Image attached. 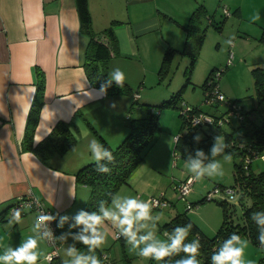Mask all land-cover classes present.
Wrapping results in <instances>:
<instances>
[{
  "label": "crops",
  "instance_id": "obj_1",
  "mask_svg": "<svg viewBox=\"0 0 264 264\" xmlns=\"http://www.w3.org/2000/svg\"><path fill=\"white\" fill-rule=\"evenodd\" d=\"M198 5L199 0H88L92 31L104 43L109 41L101 33L103 29L113 20L121 22L115 28L118 55L108 63L109 75L114 69H121L131 87L138 82L141 71L160 68L167 49L184 46L185 27ZM88 42V36L80 31L75 0H0V214L4 216L0 224V254L34 235L31 229L38 216L36 211H26L19 224L8 223L7 211L20 196L31 192L58 213V222L59 216L66 215L67 223H71L82 209L88 187L76 181L75 173L94 162L88 144L96 139L84 118L112 148L128 133L130 98L100 96L99 89L88 82L83 68ZM38 68L45 75V91L34 145L59 121L70 123L77 140L67 153L53 155L47 163L21 149ZM136 113L141 114V110ZM168 149H172L170 144ZM144 167V163L139 165L128 185L122 186L130 189L125 196L141 199L148 192L146 197L156 192L158 184L152 188L154 180L146 178L144 172L149 168ZM200 197H192L190 203ZM205 205L211 202L199 206ZM198 213L199 209L188 216L203 232L215 233L222 222V210L219 215L213 211L205 225L194 218ZM62 234L59 228V235ZM241 237L249 242L245 255L259 249L246 236ZM39 250L44 254L48 251L46 241L40 242ZM57 260L64 264L60 256Z\"/></svg>",
  "mask_w": 264,
  "mask_h": 264
},
{
  "label": "trees",
  "instance_id": "obj_2",
  "mask_svg": "<svg viewBox=\"0 0 264 264\" xmlns=\"http://www.w3.org/2000/svg\"><path fill=\"white\" fill-rule=\"evenodd\" d=\"M75 2L80 20V31L89 38L84 54L83 68L89 84L94 88L100 89L101 84L110 76L108 72V63L111 57L118 55L115 28L121 22L113 20L108 27L103 29L101 33H103L109 41L108 43H104L103 40L97 38V35L92 31V20L88 8V0H75ZM206 14L204 6L199 5L189 17L188 24L185 27L186 38L184 47L182 51L180 50L191 58L186 71V81L177 93L156 107L158 110L149 107L145 116L133 118L131 117V111L134 104H137V101L139 100V97L136 98L134 95L139 94V92H134L126 82L124 83L123 88L117 87L115 82H113L112 86L107 89L106 95H126L131 100L127 122L128 133L119 145L115 148L110 147L96 129L84 118L90 132L101 144L104 145V147L112 151L115 157L114 162L108 165L111 168L109 174L97 172L95 162L84 165L75 173L76 181L90 188V195L85 211H96L101 200H106L110 204L111 195L116 194L120 187L128 185V179L139 165L143 163L146 153L155 144V134L160 127L159 110L178 108L180 111L182 125L180 132L175 136L179 137V140H174V148H179L181 150V156L185 159H187L189 155L193 158L195 157L196 153H194V151L198 144L193 138L196 136L195 131L202 129L203 127H207L205 129L209 130L208 137L203 138L202 143L200 144L203 147H206V145L211 143V140L214 139L213 136L222 131V126H219L217 123H210L208 125L192 128L189 125V117H186L183 113L185 106L188 105L183 103L182 107H180L178 103L181 100L184 89L191 83V74L203 42V34L199 33V25ZM215 28L220 29V27ZM174 51L178 50L169 48L165 51L159 69V75L164 74L166 71L171 60V55ZM215 70L216 69L210 71L202 85L205 93L204 102H207L208 96L212 93V88L218 86L214 79L216 73L213 74ZM216 72H218V70H216ZM220 72L222 73L223 71ZM252 75L254 78L256 106L249 111H244L236 101H227V110L224 112L226 113L230 107L236 106L240 109L243 116L241 123L236 125L230 123L228 126L233 129H242L243 132L241 135L245 136L244 138L239 135L223 132L225 142L229 144V148L225 151L230 152L233 157V183L231 186H239L242 190L238 202L241 205L238 219L235 220V218H233L232 220V213L234 214L236 205L215 201L222 210V222L218 230L212 236L206 235L188 216L187 211L176 214L170 222H167L160 227L162 231L170 233L175 227L185 226L191 223L192 229L188 241H191L193 238H198L200 240L202 247L198 259L201 261V264H211V255L213 251L232 233L246 236L255 247L264 249L260 247L257 238L259 235V228L256 222L251 219L252 213L264 212V171L256 174L253 173L251 171V163H247L244 160L252 151L264 155V68L253 69ZM36 78V90L27 116L21 149L23 151L34 153L43 163H47L51 156H62L67 153L76 145L77 140L70 129V123L59 121L43 140L34 145V132L38 123L40 110L44 104L45 91V75L39 68L36 69ZM214 104L218 105L219 103H213L211 106ZM137 107L139 106L137 105ZM189 107L191 114H199L203 112L199 107ZM76 114L80 117L82 116L80 111H77ZM221 115L214 117L220 118ZM217 186L226 187L224 185ZM205 196L206 194L198 202L188 203L189 207L187 205V209L190 210L192 204L197 207L205 202H212L207 201ZM56 217L58 222V213ZM3 222L4 216L0 214V224ZM72 222L73 220L71 223ZM76 248L81 251H87L86 247L81 243H79ZM96 254L102 259V261L104 260L102 252L99 249L96 250ZM183 256L184 253H180L179 255L166 258L163 262L164 264H175V261ZM260 262L264 263V258L260 259ZM51 264L62 263L55 260L52 261Z\"/></svg>",
  "mask_w": 264,
  "mask_h": 264
},
{
  "label": "rangeland",
  "instance_id": "obj_3",
  "mask_svg": "<svg viewBox=\"0 0 264 264\" xmlns=\"http://www.w3.org/2000/svg\"><path fill=\"white\" fill-rule=\"evenodd\" d=\"M199 5H203L207 13L199 25V33L203 34V42L191 74V83L184 89L181 100L178 102L179 106L182 107L184 103L191 107H199L203 114L220 116L227 110V101H236L244 111H249L256 106L252 70L264 68V0H199ZM224 8L229 11V16H225ZM257 14L260 19L253 21L252 17ZM215 27H220V29ZM233 37V43L230 45L229 39ZM183 47L172 53L170 63L164 74L159 75L160 68L146 72L141 71L136 79L138 82L131 86L134 92L138 91L139 95H141L137 104H134L131 117L139 118L145 116L149 107L158 110L157 106L171 98L183 86L191 59L189 55L181 52ZM213 69L223 71L216 78V82L219 91L225 98V102L211 106L209 103L204 102L205 93L202 85ZM216 70L213 74L216 73ZM138 109L141 110V114L136 113ZM235 122L232 124L235 125ZM181 125L182 118L178 108L159 110L160 127L155 134L156 141L150 149L149 155H145L143 160L144 168H149V170L145 169L144 172L147 174L146 178L154 180L152 188L158 184L156 192L148 197L157 199L163 197L164 201L167 202L166 206L157 209L153 208L152 210L153 215L160 216L156 234L160 239L164 240L167 239L166 232L162 231L160 227L170 222L178 213L187 211L188 215L191 216L192 213L199 209V213L194 218H197V221L203 223V225L206 224L205 221L210 218L213 211H215L216 215L221 214V208L213 201L211 205L205 206L196 207L192 204L190 210L187 209V205L192 197L196 198L202 195V197L194 201L198 202L207 191L215 190L214 188L217 185L231 186L233 183V160L228 162L223 160L222 156H218L216 159L223 165L224 175L213 178L205 177L200 181L193 180L192 193L190 192L191 194L187 195L186 200L185 198H180L175 188L176 184L187 176L191 177V174L185 168L187 159L181 156L179 148H173L174 138L180 132ZM205 128L207 127L195 131V135L199 134L202 139L197 144L194 153H196L197 149L203 150L208 160H211L210 149L214 139L206 147L200 145L203 138L208 137L209 130ZM221 129L222 131L213 137L217 135L223 137V132L239 135L242 138L245 137L241 135L242 129H233L226 124ZM169 144L172 147L171 150L168 149ZM205 162L207 163L208 161ZM251 171L255 174L264 171V155L252 160ZM120 188L122 189L117 193L118 195L123 194L125 196V193L130 191L129 187ZM147 190L150 189L147 188ZM148 194H144L141 199L146 200L144 198ZM89 195L90 188L88 187L86 202L81 206L83 210L86 209ZM235 205L232 220L233 218L237 220L240 214V203L237 202ZM72 223H65L64 227L61 228L64 234L69 232L79 233V228L77 232L76 228H69V224ZM148 223L151 229L152 222ZM217 227L216 223L215 229ZM105 231L108 234L107 242L99 249L102 252V256L105 255L107 257L103 260V264H158L155 260L141 258L131 251L124 238L121 236V238H118L116 235L118 231L109 222H105ZM204 233H207L206 235L208 236L214 234L210 230ZM46 244L48 251L45 254L48 255L52 248L47 241ZM78 244L79 242L74 241L72 236L69 235L67 240L59 246L58 255L63 261L70 259L65 256V249L69 245H75L76 247ZM252 251L245 255V261L248 262L247 260H249L251 264H264L260 262V259L264 258V249ZM38 264H48V262L42 259L38 261ZM159 264H164V262L161 261Z\"/></svg>",
  "mask_w": 264,
  "mask_h": 264
},
{
  "label": "clouds",
  "instance_id": "obj_4",
  "mask_svg": "<svg viewBox=\"0 0 264 264\" xmlns=\"http://www.w3.org/2000/svg\"><path fill=\"white\" fill-rule=\"evenodd\" d=\"M257 14L252 17L253 21L259 20ZM234 37L229 39L232 45ZM124 72L116 68L108 79L101 84L99 95H106L107 89L115 82L119 88L124 87ZM33 91H35L33 89ZM223 99V97H221ZM113 107L115 105L113 104ZM207 120V119H205ZM209 121V120H208ZM198 123V122H197ZM87 135V133H85ZM199 143L202 137L197 134L193 137ZM177 141L179 137H175ZM88 148L96 165V171L99 173L109 174L115 157L108 148L104 147L98 140L92 139ZM229 148V144L225 142L224 137L217 135L214 137V143L210 149L211 160L205 156L203 150L197 149L195 157L191 155L185 161V168L191 174L192 180L200 181L205 177H222L224 175L223 165L216 159L222 156L223 160L231 162L232 154L225 150ZM205 161H208L207 163ZM191 182V181H190ZM230 201H235L236 197L229 192ZM39 203V200H36ZM159 206L157 200H142L137 197L120 196L118 194L111 195L109 204L106 200H101L96 211L80 210L72 217L74 223L69 224V228H79V233H65L60 237H55L49 228L51 221L57 217L51 214L41 213L37 216L32 232L34 235L23 240L17 247H7L0 254V264H38L43 258L50 264L52 255H46L39 250L41 241L53 242L55 239L66 241L71 235L74 241L83 244L87 251L78 250L75 245H69L65 249V256L70 258L64 261V264H103L102 259L96 254V250L102 248L107 242V232L104 230L105 222H109L119 235L124 238L130 250L144 259H152L158 262L164 261L171 256L184 253V256L175 261V264H201L198 259L200 249L202 247L198 238L188 241L192 224L175 227L170 233H165L167 239H160L156 234L157 223L160 220L159 215H153L154 207ZM31 205H25L21 208H13L10 210V218L8 223L19 224L22 222V208ZM251 219L256 222L259 228L258 241L261 248H264V212L252 213ZM69 220L68 216H59L57 226L63 228ZM151 223V229L149 223ZM188 241V242H186ZM248 241L240 235L232 233L228 238L224 239L211 255V264H251L245 261V250L248 247Z\"/></svg>",
  "mask_w": 264,
  "mask_h": 264
},
{
  "label": "built area",
  "instance_id": "obj_5",
  "mask_svg": "<svg viewBox=\"0 0 264 264\" xmlns=\"http://www.w3.org/2000/svg\"><path fill=\"white\" fill-rule=\"evenodd\" d=\"M223 11H224L225 16L230 15V13L227 9L224 8ZM220 75H221L220 71L216 72V74L214 75V79L216 80V78H218ZM211 91H212V93H211V95L208 96L207 103H209L211 105L213 103H219L220 104V103L224 102L225 98H224L223 94H221L218 91V86L212 88ZM134 96L136 98L139 97L138 94H135ZM221 97H223V99H221ZM183 113L186 117L187 116L189 117L188 118L189 125L192 128H195L197 126L208 125L210 123L213 124L214 122L217 123L219 126L220 125L223 126L225 124L228 125V124L234 123L236 121L235 122V125H236V124L241 123V121L243 120V116L240 112V109L237 108L236 106L230 107L226 113L221 115L220 118H216L214 116H211L208 114H203V113L191 114L189 106H185ZM205 119H207V120H205ZM174 140L176 141V139H174ZM261 156H262V154H259L258 152H255V151H252L251 154L249 156L245 157L244 160L247 163H251L253 159L260 158ZM192 183H193L192 177L187 176L184 180H182L176 184L175 188L177 189V194L180 195V198H185V200H186L187 195L191 192ZM214 189L215 190L208 191L206 193L205 197H206L207 201H214V202L215 201H221V202H225L228 204L235 205L237 202H239V198L242 194V190L240 189L239 186H231V187L230 186H226V187L215 186ZM229 192H231L235 195V197H236L235 201H230V198L228 196ZM148 199L157 200L159 202V206L154 207V209L162 208V207L167 205V202L164 201L163 197H161L160 199L150 197ZM36 200H37V198H35V196L31 192H28V193H26V195L20 196L19 198H17V200L14 202V204L10 206L7 213L10 215V210L13 208H21L22 206H25V205H31L30 208H28V207L22 208V215L26 211H36L37 215H40L41 213L51 214L53 216L57 215V212H54L53 210L48 208L42 201L39 200V203L37 204ZM188 207H189V205H188ZM57 224H58L57 219L53 220L50 222L49 228L52 230L55 237H60V235L58 233ZM116 235L118 236V238H120V235L118 233ZM47 243L52 248L51 252L48 254V255H52V257H53L51 260V262H52L59 257L58 248L63 243V240H60L57 238L53 242H51V243L47 242ZM103 258L105 259L106 257L104 256Z\"/></svg>",
  "mask_w": 264,
  "mask_h": 264
}]
</instances>
